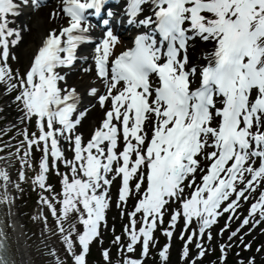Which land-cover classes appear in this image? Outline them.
<instances>
[{
	"label": "snow or ice",
	"instance_id": "1",
	"mask_svg": "<svg viewBox=\"0 0 264 264\" xmlns=\"http://www.w3.org/2000/svg\"><path fill=\"white\" fill-rule=\"evenodd\" d=\"M102 4L103 0H58L38 22L44 27L43 38L21 72L9 64L10 58L19 59L11 48L21 41L22 31L31 28L15 26L16 18L24 8L40 12L47 0H0V81L6 85L5 94L17 90L12 102L38 130L29 134L25 128L28 148L20 162L31 167L27 157L33 145L42 153L33 178V185L42 190L52 188L46 183L50 158L58 174L60 160L71 172L61 174L62 199L55 194L59 207L43 194L39 201L55 218L53 232L48 217L40 213L43 229L58 234L65 261L87 264L90 244L106 222L108 192L117 177L116 204L121 216L129 217L124 225L128 242L120 247L131 253L138 242L141 245L140 255H124L122 264H144L155 246L153 232L166 212L170 227L162 231L169 240L178 217H183L182 264H196L206 255L203 238L211 243L212 226L222 213H231L219 229L221 236L229 231L228 241L234 243L247 225L248 233L258 226L264 233V0H127L128 24L150 26L149 30L135 35L133 45L117 53L120 37L104 19L93 54L80 57L79 46L92 40L87 10L99 13ZM145 4H150L151 15L140 18ZM107 15L115 14L109 9ZM200 41L212 42L206 64L189 56L190 47ZM78 59L84 61L80 70L92 73L83 93L69 86L67 74L59 70L74 67ZM89 59L94 67H85ZM95 109L100 115L85 140L79 126ZM61 138L69 142L71 159L60 147ZM19 178L26 179L23 170ZM0 179L5 181L0 185V205L9 206L0 214V264H17L7 231L15 198L8 192L6 170L0 169ZM132 195L134 207L125 211ZM243 202H248L247 214L231 229L233 214ZM173 204L175 210L169 211ZM193 219L195 230L189 227ZM121 239L115 235V242ZM238 239L244 249L252 247V241ZM228 241L219 244L221 264L232 247ZM189 242H195V257L190 256ZM170 247L165 243L158 250L161 264H168ZM262 251L264 244L256 248ZM48 254L56 264H64L55 248ZM101 255L111 264L110 249L102 248ZM240 264H256V257L241 259Z\"/></svg>",
	"mask_w": 264,
	"mask_h": 264
},
{
	"label": "bare ground",
	"instance_id": "2",
	"mask_svg": "<svg viewBox=\"0 0 264 264\" xmlns=\"http://www.w3.org/2000/svg\"><path fill=\"white\" fill-rule=\"evenodd\" d=\"M146 5L147 4L142 5V6H146ZM55 6H56V3H54V5L50 8H46V9L43 8L38 13L28 8L23 9L21 18L16 21L15 26L19 27L21 25L27 24L31 28V31H28V30L22 31L21 42L19 43L18 47L15 46V48L13 49V52L18 57L30 56L35 51V49L41 42V39L43 38V35H44V27L41 26V24L38 22L41 20V18L46 17L48 12ZM48 24L50 26H56L57 22L48 21ZM196 46H197L196 50H193V48L191 49L193 52L191 51L192 53L190 57L194 60V62H198L199 64H206L207 60L205 57L209 55V52L212 50V42L211 41H208V42L200 41L199 44H197ZM76 67H77L76 69H72L67 73L68 75L67 84L69 86L75 85L78 88V90H80L83 93L84 86L87 83H89L92 73L82 72L80 70V66L78 67V64L76 65ZM85 67H92V66L87 63ZM64 84L65 83H63L62 86H64ZM6 105L1 107L0 110H2L3 108L6 109L7 108ZM99 115H100L99 109L93 110L92 113L90 114V119L87 122V124L83 127V129L79 128V131L83 134L84 138H85L87 128L95 126V121L97 120ZM0 169H4L6 171L8 169L6 166V163L2 159H0ZM9 178H10V175H9ZM0 182H1V185L5 183V181H3L2 179H0ZM11 184L12 182L10 179V182L8 183V192L14 197ZM4 206H5V212L7 213L9 210V206L7 204H4ZM11 213H12L11 214L12 224L9 226V229H10L12 244L14 246V250L16 254L17 264H32V260L30 258V254L27 249V246L25 245V243H23V235L21 234L22 222L19 216V212L17 209V205L15 203V200L11 207Z\"/></svg>",
	"mask_w": 264,
	"mask_h": 264
},
{
	"label": "rangeland",
	"instance_id": "3",
	"mask_svg": "<svg viewBox=\"0 0 264 264\" xmlns=\"http://www.w3.org/2000/svg\"><path fill=\"white\" fill-rule=\"evenodd\" d=\"M27 59V57H21L19 63L23 64V61L26 60L25 62H27ZM17 184L19 185V189L15 187V185ZM13 186V191L15 192V195L17 197V204L22 211L23 217L26 219V227L24 226L25 239L28 243V248L33 264H51V262L46 259V257L41 259L40 256L43 250L51 248L59 249V257L65 260V256L67 255V253L62 249L64 248V246L59 240L58 234L53 235L52 232L44 230L43 220L38 217L37 210H34L35 207L39 206L38 197L36 196L37 194H34V191H31V189H29L30 186L20 185L16 182L13 183ZM49 195L52 196L51 194ZM34 217H37V219H34ZM48 225L50 228H52L53 232L56 231V229L52 225L51 217L48 218ZM42 231L43 235H41ZM262 240H264V238ZM45 245H47V248L45 247ZM94 249V252L98 251L97 245L94 246ZM251 254L255 255L254 252H252ZM67 264H70V258L69 261H67ZM90 264H94V262H91ZM148 264L152 263L148 262ZM256 264H264V251L257 253Z\"/></svg>",
	"mask_w": 264,
	"mask_h": 264
}]
</instances>
